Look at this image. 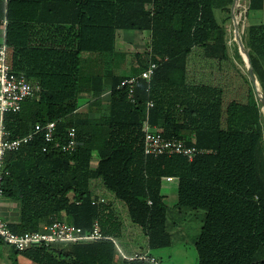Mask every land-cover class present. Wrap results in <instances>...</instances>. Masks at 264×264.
Here are the masks:
<instances>
[{
  "label": "trees",
  "instance_id": "obj_1",
  "mask_svg": "<svg viewBox=\"0 0 264 264\" xmlns=\"http://www.w3.org/2000/svg\"><path fill=\"white\" fill-rule=\"evenodd\" d=\"M232 1L0 0V34L11 49V66L40 84L21 111L5 115L11 137L38 122H56L53 143L37 134L5 155V200L20 204L19 220L9 221L14 232L39 231L59 218L90 231L97 220L103 234L116 239L121 223L113 204L93 203L98 185L126 205L152 252L173 246L176 219L192 217L201 222L194 239L198 264H264L263 104L253 92L247 102L225 104L220 85L190 77L197 46L208 59L229 58ZM263 9L264 0H249L245 19ZM33 21L56 25L41 44L31 36ZM125 30L147 32V49L129 56L120 51L118 32ZM240 35L264 94V23L249 24ZM234 48L243 59L235 40ZM84 53L90 65L83 69ZM150 62L157 67L149 79L139 80L130 99L121 81L140 75ZM147 126L201 152L192 159L147 154ZM71 128L77 149L63 152L56 143H65ZM168 177L178 180L174 207L162 193ZM4 252L11 264L20 257L36 264H153L120 260L110 240L17 250L0 235V264Z\"/></svg>",
  "mask_w": 264,
  "mask_h": 264
},
{
  "label": "built area",
  "instance_id": "obj_2",
  "mask_svg": "<svg viewBox=\"0 0 264 264\" xmlns=\"http://www.w3.org/2000/svg\"><path fill=\"white\" fill-rule=\"evenodd\" d=\"M9 48L6 43L0 41V235L5 242L13 246L17 250H25L34 244H50L52 242H87L110 240L116 244L117 256L120 260H142L149 261L153 264H162L160 260L152 255L149 251H137L131 255L126 253L118 244L116 239L103 234L99 221H95L90 231H85L82 227L75 225L66 218H59L50 224L44 226L43 229L33 232L17 233L9 226V220L5 216L4 210V187H3V162L8 152L17 150L23 144L31 141L35 135L43 134L47 143H53L55 139L56 122L49 121L47 123L38 122L26 134L11 137V131L6 126L5 115L9 113H17L23 108V103L37 93L40 88L38 82L29 81L23 74H17L8 58ZM156 62H150L140 75H132L124 78L120 87H128V96L134 99L135 87L141 78L149 79L155 68ZM90 98V96H89ZM150 106L153 102L149 103ZM145 151L147 154H184L190 159L201 152L196 147H188L182 140L177 138H164L161 134L155 133L145 128ZM77 139L75 128H71L68 132V138L65 143H56V147L63 152H74L77 149ZM47 149V146L44 148ZM8 173V172H7ZM167 180H171L168 177ZM106 198L98 196L93 203L105 202Z\"/></svg>",
  "mask_w": 264,
  "mask_h": 264
},
{
  "label": "rangeland",
  "instance_id": "obj_3",
  "mask_svg": "<svg viewBox=\"0 0 264 264\" xmlns=\"http://www.w3.org/2000/svg\"><path fill=\"white\" fill-rule=\"evenodd\" d=\"M249 4V0H242L239 9L241 10V14L239 15V18L237 21L239 22V29L242 32L246 26L249 24L254 23H264V9L259 11L251 12L249 15L248 20L245 18V12L247 10ZM216 16L220 22H222L223 13L220 9L216 10ZM228 28V42L230 44V50H229V58L218 61L213 59H208L204 57L203 49L199 46L194 48L192 54L190 55V77L193 80H197L200 82L202 80L203 82H210V84H216L220 85L224 90V102L227 104L231 99H237L242 102H247L249 100V94L250 92H253L255 94V97L258 98V95L255 90V86L251 79L249 78V75L247 77V64L244 60V57L242 55L243 59H240L236 56V50L234 48V34H233V24L229 21L226 23ZM124 32V31H123ZM136 32V31H134ZM138 33H143L138 31ZM147 33V32H146ZM145 33V34H146ZM121 37L123 40L127 39L126 36L122 35ZM135 37H131L130 39L133 40L135 45L132 46H126L122 49L123 52H125L128 56L131 55L135 50L143 51L147 49V42L148 38L145 36H140L139 39H141L139 42L134 41ZM138 39V38H136ZM135 39V40H136ZM11 56V49L9 48L8 51V58L10 59ZM88 53L82 54L83 59V69L86 64H89V61L87 59ZM85 60V61H84ZM204 61L206 64H204ZM198 63V64H197ZM200 64V65H199ZM90 65V64H89ZM92 65V64H91ZM104 65L105 64H100ZM91 67V66H89ZM97 180V179H96ZM95 181V180H94ZM93 181V183H94ZM173 191L172 196L170 198H166V203L170 206H173L177 202V180L173 181ZM93 187V191L95 194L104 196L108 201H110L113 205L119 204L120 210L118 211L119 215L121 216V220L123 222H126L129 225V228L132 227L139 231L140 234H137L136 237L134 236H116L117 244L123 248L126 251V246L128 240L132 242L134 245L133 247H146V241H145V235L141 231L140 227L134 223H132L131 219L129 218L128 211L126 205L119 199L115 197V195L104 188L103 186H95ZM116 207V206H115ZM193 220L188 224L189 228H193L192 232H188L190 235L193 234L194 228L196 224L198 223L195 221V218H192ZM176 222L179 223L180 219L177 218ZM199 232V231H198ZM176 241V244L172 247L156 250L153 253L158 255V257L161 260L162 264H186L187 261L189 264H198L197 261V253L196 250L193 248L191 242H188L187 249L182 246L180 242H182L180 239L176 237L174 238ZM191 241V239H190ZM141 245V246H140ZM182 246V251H179V248ZM171 249V250H170ZM9 252V251H8ZM4 258L3 263L4 264H11V260L9 259L10 256L6 252H4ZM8 256V257H7ZM187 259V260H186ZM2 260V258H1ZM18 264H36L31 262L30 260L20 257Z\"/></svg>",
  "mask_w": 264,
  "mask_h": 264
},
{
  "label": "crops",
  "instance_id": "obj_4",
  "mask_svg": "<svg viewBox=\"0 0 264 264\" xmlns=\"http://www.w3.org/2000/svg\"><path fill=\"white\" fill-rule=\"evenodd\" d=\"M29 26L31 28V36H33L35 38V40H34L35 44H41V41L44 42L46 40V38L51 37L50 35H52L53 28L56 25H50L48 23L33 21V22H31L29 24ZM122 35L126 36L127 39L123 40L121 38V37H123ZM147 35L148 34L145 35L144 33H138V31L134 32L133 30H125L124 32L123 31H119L118 32V49L120 51H122V49L124 47H126V46L128 47V46H132L133 44L135 45L133 40L130 39L132 36L135 37L134 41L139 42L141 40V39H139L140 36H143V37L146 36L147 37ZM4 37H5L4 33L0 34V41H3ZM136 38H138V39H136ZM42 44H44V43H42ZM135 51H139V50L137 49ZM126 62L128 64V67H129L128 71H130L129 69L131 67L132 61H131L130 58H128V60ZM200 82H203V81L200 80ZM204 83H209L210 84V82H204ZM109 98H110V94L109 93L105 94L104 99L106 101H108ZM175 180H177V179L164 180L163 188H162V193L164 195V198L165 197L166 198H170L172 196V191H173V183L172 182L175 181ZM177 182H178V180H177ZM177 186H178V183H177ZM166 198H165V201H166ZM177 201H178V198H177ZM176 203L173 206H170L169 204L168 205L170 207H174L176 205ZM4 205H5L4 206L5 207L4 210H5L6 218L10 222H17L19 220V208H20L19 202L16 201V200L8 199V200H5ZM113 209L115 210V216L118 218V220L121 223V230H120V232L117 235H120V236H124L125 235L127 237H130L132 235V236L136 237L137 234H140L139 231H135L137 229L134 230V228H132V227L129 228V225H131V224H127L126 222H123L121 220V216L118 213V211L120 210V205L119 204L113 205ZM179 219H180V222H179V225L177 226L178 232H176L177 238L182 241L180 243L183 244L182 246H184L185 249L189 248L187 246L188 242H191L193 248L195 249L194 239L198 235V233H199L198 231H200L201 222L199 220H197V218L195 219V221H197L198 223L196 224V226L194 228L193 234L190 235L188 232H192L193 228H189L188 224L193 220L192 217L191 218L190 217H188V218L180 217ZM190 239H191V241H190ZM145 241H146V247L144 246V247H141V248H138V247L134 248L133 247L134 245L132 244V242L130 240H128V242H126L127 243L126 251L123 248L122 249L126 253H128L129 255H131V254H133V253H135L137 251H149L152 255L156 256L160 260L158 255L154 254L151 250L148 249L146 237H145ZM175 244H176V241L174 242L173 246ZM182 246H181V248H179V251H182L181 250ZM160 262H161V260H160ZM179 264H181V263H179ZM186 264H189V262L187 261Z\"/></svg>",
  "mask_w": 264,
  "mask_h": 264
},
{
  "label": "water",
  "instance_id": "obj_5",
  "mask_svg": "<svg viewBox=\"0 0 264 264\" xmlns=\"http://www.w3.org/2000/svg\"><path fill=\"white\" fill-rule=\"evenodd\" d=\"M237 1L238 0H233L231 4L234 40L239 46L240 52L243 55L244 60L246 61L249 78L253 82L258 98L262 102L264 108V94L260 90L258 80L256 79L253 72L251 52L250 49L246 46V44L243 42L240 35V30L238 25L239 22L237 21V13H239V10H237V5H236Z\"/></svg>",
  "mask_w": 264,
  "mask_h": 264
},
{
  "label": "bare ground",
  "instance_id": "obj_6",
  "mask_svg": "<svg viewBox=\"0 0 264 264\" xmlns=\"http://www.w3.org/2000/svg\"><path fill=\"white\" fill-rule=\"evenodd\" d=\"M241 2H242V0H238V1H237V4H236V5H237V10L239 9ZM240 14H241V13H239V14L237 13V19L239 18V15H240Z\"/></svg>",
  "mask_w": 264,
  "mask_h": 264
}]
</instances>
